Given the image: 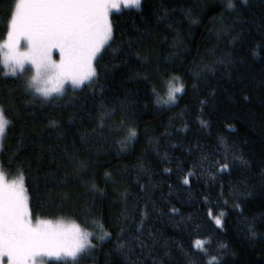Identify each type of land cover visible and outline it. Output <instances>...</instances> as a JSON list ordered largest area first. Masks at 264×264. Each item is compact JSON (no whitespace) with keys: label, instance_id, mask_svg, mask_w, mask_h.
<instances>
[{"label":"trees","instance_id":"1","mask_svg":"<svg viewBox=\"0 0 264 264\" xmlns=\"http://www.w3.org/2000/svg\"><path fill=\"white\" fill-rule=\"evenodd\" d=\"M95 68L46 99L0 64L5 177L34 221L109 234L48 264H264V0H142Z\"/></svg>","mask_w":264,"mask_h":264},{"label":"snow or ice","instance_id":"2","mask_svg":"<svg viewBox=\"0 0 264 264\" xmlns=\"http://www.w3.org/2000/svg\"><path fill=\"white\" fill-rule=\"evenodd\" d=\"M140 4L141 0H15L7 38L0 43V64L8 69L6 75L34 70L29 87L46 99L63 94L68 84L81 87L96 76L94 61L112 39L110 16ZM54 50L59 62L52 58ZM182 91V85L170 82L166 102H174ZM8 124L0 109V142ZM27 201L23 175L9 183L0 168V264L75 260L93 247V233L75 222L37 218L33 223ZM215 222L220 225V218ZM203 245L200 240L194 244L200 250Z\"/></svg>","mask_w":264,"mask_h":264},{"label":"rangeland","instance_id":"3","mask_svg":"<svg viewBox=\"0 0 264 264\" xmlns=\"http://www.w3.org/2000/svg\"><path fill=\"white\" fill-rule=\"evenodd\" d=\"M141 2H142V0H141ZM140 6H141V4H140ZM124 9H138V8H135V7H129V8H123V10ZM121 12V11H120ZM110 23H111V27H112V15L110 16ZM7 38V37H6ZM6 40V39H5ZM111 41V40H110ZM109 41V42H110ZM107 46V45H106ZM105 46V47H106ZM104 50V49H103ZM102 50V51H103ZM102 51L99 53V55H98V57H97V59L99 58V56L101 55V53H102ZM53 60H55L56 62H59V60H60V56H59V53H58V51H56V50H54L53 51ZM97 59L94 61V65L96 64V61H97ZM5 68V67H4ZM6 69V72H8V69L7 68H5ZM35 74V72H34V70H32V71H25V72H23V73H20L19 71H17V74L16 75H14V76H17V75H24V76H26V78L29 80V82L31 81V78H32V76ZM10 75V74H9ZM177 79H179V78H177ZM177 79H173L172 81L173 82H171V83H174V84H176L177 86H180L181 85V83L179 82V81H176ZM180 80V79H179ZM88 83V82H87ZM86 84V83H85ZM84 84V85H85ZM83 85V86H84ZM82 87V86H81ZM81 87H77V88H73L70 84H68V85H66L65 86V90H64V92H63V94H60V95H57V94H53V96L52 97H58V96H62V95H64L68 90H70V89H72V90H76V89H79V88H81ZM179 93H181V92H179ZM179 93H176V96L179 94ZM52 97H50V98H52ZM166 101H168V94L166 95V99L164 100V103H165V105H171V104H173L175 101H176V98H175V101L174 102H166ZM5 117V116H4ZM6 119V118H5ZM7 129V128H6ZM4 139V138H3ZM3 142V141H2ZM2 142H0V150H1V146H2ZM5 179H6V181L7 182H9V183H11L12 181H9L6 177H5ZM17 180V179H16ZM13 181H15V180H13ZM28 202V201H27ZM28 208H29V203H28ZM53 223H56L57 221H52ZM33 223H35V221L33 220ZM65 224H68L67 222H64ZM109 237V234H107V233H102V234H97V233H93V235L90 237V240H91V242H92V240L93 239H97V241L99 242V243H102L103 241H105L107 238ZM92 245H93V247H95V245H94V243L92 242ZM93 247H91V248H89V249H87L86 251H88V250H91ZM85 251V252H86ZM84 253V252H83ZM82 254V253H81ZM81 254H79L78 256H77V258L81 255ZM76 258V259H77ZM45 259H47L48 260V262H50V261H53V260H57V259H55V258H51V259H49V258H45ZM59 260H73V259H71V258H66V259H59ZM5 264H6V261H5Z\"/></svg>","mask_w":264,"mask_h":264}]
</instances>
